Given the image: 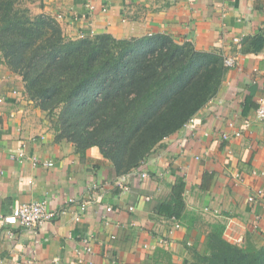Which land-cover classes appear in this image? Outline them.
<instances>
[{"label": "crops", "instance_id": "1", "mask_svg": "<svg viewBox=\"0 0 264 264\" xmlns=\"http://www.w3.org/2000/svg\"><path fill=\"white\" fill-rule=\"evenodd\" d=\"M29 6L54 17L67 37L163 33L199 51L235 53L237 63L191 121L124 173L122 189L117 181L124 174L98 147L79 152L55 138L45 111L0 57V217L38 200L56 212L40 227H1L0 264H183L204 248L216 224L232 243L264 244V121L256 118L264 94V0H34ZM256 34L263 37L257 51L250 41ZM18 150L38 162L11 157ZM178 182L180 216L160 213ZM258 189L263 195L249 201ZM159 238L168 244L143 247Z\"/></svg>", "mask_w": 264, "mask_h": 264}, {"label": "trees", "instance_id": "2", "mask_svg": "<svg viewBox=\"0 0 264 264\" xmlns=\"http://www.w3.org/2000/svg\"><path fill=\"white\" fill-rule=\"evenodd\" d=\"M26 0H0V53L28 97L49 117L57 140L77 151L99 148L117 174L142 163L218 92L227 67L219 52L199 51L163 33L117 39L63 34L54 17ZM255 51L261 34L251 37ZM181 182L159 206L180 216ZM183 264H264V244H236L214 225L202 250Z\"/></svg>", "mask_w": 264, "mask_h": 264}, {"label": "built area", "instance_id": "3", "mask_svg": "<svg viewBox=\"0 0 264 264\" xmlns=\"http://www.w3.org/2000/svg\"><path fill=\"white\" fill-rule=\"evenodd\" d=\"M89 8H92L91 5H89ZM83 34H80L82 36ZM233 42L240 46V40L237 38L233 39ZM223 64L225 67H233L237 63V55L235 53L230 54H223L222 55ZM192 118V117H191ZM191 118L187 121H191ZM256 118L260 121H264V94L258 98L257 100V107H256ZM186 122V123H187ZM237 135L239 133H236ZM223 139L227 138V134L222 135ZM11 157H14L19 162H25L27 160H31L34 164L38 162V159L35 157H28L22 150H18L16 153H13ZM44 164L51 165V162H45ZM146 174H142V176H145ZM124 175H121L118 178V185L125 189L124 185ZM263 195L262 189H258L255 193V195H249L248 200L253 201L255 199V196L261 197ZM73 201L72 198H69L67 202ZM110 209V208H107ZM56 212L50 210L46 202L44 200H38V201H30V202H23L18 205H16L11 213L7 216L0 217V228L6 225L9 226H16V227H23L27 229L36 228L42 226L45 222L51 220L55 216ZM175 226H179L178 223H176ZM9 234H11L10 229L7 230ZM168 240L166 238H159L156 243L151 244H144L143 247L147 250L153 251L160 245H167ZM86 251H90V247H85Z\"/></svg>", "mask_w": 264, "mask_h": 264}, {"label": "rangeland", "instance_id": "4", "mask_svg": "<svg viewBox=\"0 0 264 264\" xmlns=\"http://www.w3.org/2000/svg\"><path fill=\"white\" fill-rule=\"evenodd\" d=\"M34 0H26L25 2H24V5L25 6H27L28 7V9L30 10V12L32 13V14H34L32 11H31V8H30V3L31 2H33ZM55 19V18H54ZM56 20V19H55ZM57 21V20H56ZM58 22V21H57ZM59 23V22H58ZM60 25V24H59ZM61 27V26H60ZM71 38V37H70ZM77 38V37H76ZM0 57H1V53H0ZM2 58V57H1ZM27 93V92H26Z\"/></svg>", "mask_w": 264, "mask_h": 264}]
</instances>
